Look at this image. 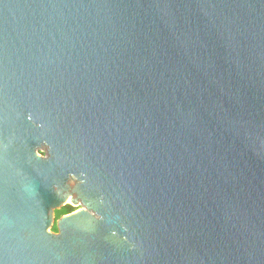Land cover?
Masks as SVG:
<instances>
[{
	"label": "water",
	"instance_id": "1",
	"mask_svg": "<svg viewBox=\"0 0 264 264\" xmlns=\"http://www.w3.org/2000/svg\"><path fill=\"white\" fill-rule=\"evenodd\" d=\"M0 264H264V0H0Z\"/></svg>",
	"mask_w": 264,
	"mask_h": 264
},
{
	"label": "trees",
	"instance_id": "2",
	"mask_svg": "<svg viewBox=\"0 0 264 264\" xmlns=\"http://www.w3.org/2000/svg\"><path fill=\"white\" fill-rule=\"evenodd\" d=\"M71 211H72V209L67 208V207L61 208L60 210L55 212V218L58 219L59 217H61L63 215L69 214ZM52 232H54V233L57 232L55 225L52 228Z\"/></svg>",
	"mask_w": 264,
	"mask_h": 264
},
{
	"label": "flooded vegetation",
	"instance_id": "3",
	"mask_svg": "<svg viewBox=\"0 0 264 264\" xmlns=\"http://www.w3.org/2000/svg\"><path fill=\"white\" fill-rule=\"evenodd\" d=\"M64 207H67V208L72 209V211H71L69 214L75 213V212H77V211H79V210L82 209V206H81V205H77V206H75V205H73L70 201L67 202L66 205H65ZM64 207H62V208H64ZM69 214H66V215H69ZM63 216H65V215H63ZM61 217H62V216H61ZM59 218H60V217H59ZM59 218H58V219H59ZM55 219H56V218H55ZM58 219H56V220H58Z\"/></svg>",
	"mask_w": 264,
	"mask_h": 264
},
{
	"label": "rangeland",
	"instance_id": "4",
	"mask_svg": "<svg viewBox=\"0 0 264 264\" xmlns=\"http://www.w3.org/2000/svg\"><path fill=\"white\" fill-rule=\"evenodd\" d=\"M39 153H40L41 155H43V150H40ZM68 202H69V201H68Z\"/></svg>",
	"mask_w": 264,
	"mask_h": 264
}]
</instances>
